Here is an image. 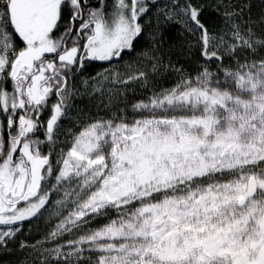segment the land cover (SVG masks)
<instances>
[{
	"label": "snow or ice",
	"instance_id": "snow-or-ice-1",
	"mask_svg": "<svg viewBox=\"0 0 264 264\" xmlns=\"http://www.w3.org/2000/svg\"><path fill=\"white\" fill-rule=\"evenodd\" d=\"M0 264H264V0H0Z\"/></svg>",
	"mask_w": 264,
	"mask_h": 264
}]
</instances>
